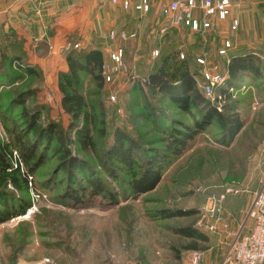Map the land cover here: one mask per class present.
I'll return each instance as SVG.
<instances>
[{"label":"rangeland","instance_id":"obj_1","mask_svg":"<svg viewBox=\"0 0 264 264\" xmlns=\"http://www.w3.org/2000/svg\"><path fill=\"white\" fill-rule=\"evenodd\" d=\"M153 1L157 5L168 0ZM155 19L157 16H153L152 20ZM154 21L150 25L154 26ZM136 30L140 32L139 28ZM171 31L173 34L166 37L167 40L165 36L159 39L149 35L146 39L147 35L141 32L142 37L137 44L126 43V61L135 68L136 74L147 77L151 73L159 60V54L155 59L150 58L154 49L164 53L176 51L181 43L184 49L185 46L188 48L186 44L190 47L195 45L197 32H186L182 28ZM199 40L202 42L200 37ZM75 50L82 49L78 47ZM134 52L141 59L132 61L130 55ZM259 53L264 55V47ZM22 65L33 69L35 74L23 73L11 85H0V143L9 146L12 168L18 167L20 172H27L19 157V144L31 140L32 136L26 130L24 114H37V125L43 128L54 124L55 129L64 135L70 153L94 168L107 188L118 195L116 204L101 199H90L80 207L69 204L62 198L67 188V176L56 168L60 162L59 156L54 153L57 145L51 142L48 147L40 146L38 152L44 153V160L28 176L31 182L28 189L17 192L10 185L6 187L16 198L28 200L29 207L25 214L0 224V264H189L188 255L192 249L188 248L191 245L205 247L203 240L187 238L180 233L181 229L195 230L196 221L203 215L205 196L196 194L194 189L201 186L205 193H216L221 186L233 182L245 189L243 184L247 174L262 171V165L258 163L264 161V127H261L264 123L250 128L259 130V135L263 137L258 139L262 143L256 150L242 145L241 141L233 148L222 146L216 141L217 129L210 127L199 134L169 166L153 191L137 199L121 195L120 186L98 167V162L103 160L113 142L114 132H125L147 151H162L164 130L171 125L170 118L191 125L189 117L172 107L165 96L146 86L140 88V93L134 92L133 85L122 76L110 90L109 86H99L86 76L82 78L80 92L85 99L86 112L95 116L88 124L95 152L82 151L74 141L72 126L82 127L85 120L82 117L73 119L61 107L59 76L67 72L65 60L64 63L41 64L25 58ZM13 76L16 78V75ZM258 84L255 90L260 93L256 95L257 105L248 111L247 116L243 114L245 122H264V114L261 116L259 111L264 106V82ZM112 90L116 96L115 103L108 100ZM246 93L239 91L234 98H242ZM20 95L24 105L11 106V102ZM157 109L168 116L166 120H161L159 115H155L153 120L157 118L155 121L158 124L147 120L152 110L158 114ZM101 130L103 137L99 134ZM18 135L23 139L19 140ZM249 151L251 154L255 152L257 158H244ZM166 211L190 213L164 218ZM198 233L207 238L205 234ZM236 235L229 240L225 256Z\"/></svg>","mask_w":264,"mask_h":264},{"label":"trees","instance_id":"obj_2","mask_svg":"<svg viewBox=\"0 0 264 264\" xmlns=\"http://www.w3.org/2000/svg\"><path fill=\"white\" fill-rule=\"evenodd\" d=\"M166 2H160L157 5L153 2L154 5L152 6L157 8L158 22L160 21L159 7ZM212 28L213 22L209 31ZM170 31L165 35V40L173 34V31ZM196 34L199 36L198 33ZM198 36L195 42L197 46H192L188 52L182 47V43L178 45L176 51L164 53L161 51L158 63L147 76L148 85L146 86L157 94L165 96L168 103L187 115L192 124L188 125L180 120L170 118L171 125L164 130L165 138L162 151L156 149L147 151L143 148V145L125 132L115 131L113 142L106 150L103 160L98 162V167L102 172L118 187L120 186V189L117 188L120 190L121 195L137 199L141 195L153 191L169 166L188 149L189 144L199 134L205 132L208 128L214 127L217 129L218 137L216 141L227 147L243 126L242 116L247 114L253 102V96L250 92H247L242 98H236L235 96L234 99H231L229 97L223 106L222 112L218 113L210 100L196 86L197 66L193 54L201 48L202 42L199 40L200 36ZM23 43L24 41L14 32L2 34L0 38V85H11L13 80L21 77L20 75L23 73L31 76L35 74L33 69L22 65L26 58L21 53ZM182 52L185 53L184 59L179 58V54ZM249 58L252 57L237 56L231 59L228 67L231 75L228 80L229 85L236 86L234 79L239 71L247 70L250 66ZM64 60L67 72L59 76L61 107L73 119L77 120L82 117L85 120L82 127L72 126L74 128V141L80 150L93 153L95 152V144L88 124H90V120L95 119V116H92V114L90 116L86 112L85 99L80 89L82 78L86 76L99 83V86L103 85L100 73V67L104 62L103 53L98 48L88 50L71 48L65 54ZM13 75H16V78ZM132 85L136 93H140V88H144L139 83ZM13 105L21 107L24 105L22 95L11 102V106ZM157 110L158 114L152 110L147 120L150 119L158 124L155 121L157 118L153 120L155 115H159L161 120L168 118L163 110ZM24 117L26 130L29 135H32L31 140L19 144V157L27 169L26 173L20 172L18 167L12 168V154L9 151V146L0 143V224L25 214L26 209L29 207V201L23 197L16 198L6 187L10 185L17 192L26 191L29 183L31 184L28 176L44 160V153L38 152V149L40 146L48 147L51 142L56 143L54 153L60 159L56 168L67 176V188L64 191L65 194L62 195L63 200H67L69 204L78 207L83 206L90 199H101L110 204L117 203L118 193L107 188L103 180L98 177L97 173L95 174L94 168H90L83 159L70 153L64 135L55 129L54 124L42 128L37 125V114H24ZM99 134L103 137V130ZM18 137L19 140L23 139V137L20 138V135ZM164 213V218H173L182 217L190 212L166 211ZM180 233L187 238L204 239L194 229H181ZM188 249H194V245H191Z\"/></svg>","mask_w":264,"mask_h":264},{"label":"crops","instance_id":"obj_3","mask_svg":"<svg viewBox=\"0 0 264 264\" xmlns=\"http://www.w3.org/2000/svg\"><path fill=\"white\" fill-rule=\"evenodd\" d=\"M130 1L135 3L138 0ZM148 1L151 6L150 12L141 14L134 10L123 11L120 6L108 3V0H0V38L2 34L14 32L24 41L21 53L29 62L64 63L62 58L71 49V44H79L82 50L98 48L103 53L104 61H108L106 35L109 30L136 31L138 39L133 41L135 44L140 41L141 32L143 35H147L146 39L149 36L157 37L156 25H150L151 21H154L152 20L153 16H157V8L152 6L154 5L153 0ZM231 2L233 5L231 14L239 20L237 30L235 32L229 30V19L213 20V28L208 30L205 35H199L202 39L201 48L193 56H198L202 50H209L212 61L219 64L220 70L227 77L226 86L222 88L223 93L227 94V89H233V93L227 95V100L230 96L231 99H234L237 91L250 92L253 101H255V104L251 103L249 108L252 111L257 105L256 95L260 94L255 92L256 87L259 85L258 83L264 82V55L259 53L260 48L264 47V26L262 23L264 0H231ZM154 22L157 24L158 20ZM136 28H139L140 32ZM182 30L192 32L187 28H182ZM223 39H229L232 44V49L229 50L225 58L216 55V50L220 47ZM186 45L188 48L185 46V51L188 52L191 47L189 44ZM126 46L127 44L124 45L125 59ZM138 55L137 52L130 55L132 61L141 59ZM237 56H251L252 58H249L250 66L247 70L237 73L234 79L236 86H233L228 84V80L231 78L228 67L231 59ZM259 111L262 113L261 115L258 112L259 116H263V105ZM248 113L247 111V115ZM255 121L245 122L244 119L241 130L227 147L233 148L238 141H241L242 145L250 146L252 150H256L262 143L258 139L262 140L263 137L259 135V130L254 128L250 130V128L263 125L264 122ZM252 123L254 124L252 125ZM261 127L263 128L264 125ZM255 155V152L251 154L249 151L244 158L255 157ZM258 165H262V171L254 174L250 172L251 174H247L248 177L245 178V184L242 183L246 194L229 196L223 202L225 220L228 221L227 231L207 233L195 228L197 232L205 234L207 238L203 239L204 248L194 245V249L190 252L193 250L202 252L204 263L223 264L225 251L232 235L236 233L243 235L249 232L252 221L246 219V211L254 192L260 188L264 179V161L259 162ZM204 196L206 204L207 197Z\"/></svg>","mask_w":264,"mask_h":264},{"label":"built area","instance_id":"obj_4","mask_svg":"<svg viewBox=\"0 0 264 264\" xmlns=\"http://www.w3.org/2000/svg\"><path fill=\"white\" fill-rule=\"evenodd\" d=\"M113 5H118L123 11L134 10L146 14L150 10L148 0H138L133 3L130 0H110ZM233 5L231 0H168L159 7L160 21L156 24V35L163 38L168 31L181 28L190 29L194 33H205L212 27L213 20L224 21L229 19V30L235 32L239 26V20L232 16ZM264 26V19H262ZM108 41L107 58L100 67L103 84L109 86V90L117 85L119 77L127 78L130 84L139 83L142 87L148 85V78L136 74L125 59L124 45L138 39L136 31L109 30L106 35ZM79 44H71V48L77 49ZM232 44L229 39H223L216 55L227 57ZM159 52L154 49L150 52V58L155 59ZM184 52L179 54L184 59ZM197 66L195 83L202 93L210 100L218 113H221L227 102V95L233 93V89H227V94L222 88L226 86V74L220 70V66L212 61L210 52H202L194 57ZM116 94V92H114ZM108 100L116 102L113 90L109 93ZM231 97V96H230ZM233 97V96H232ZM205 189L198 186L194 189L196 194L206 195L203 215L196 221L195 227L207 233L227 231V222L224 216L223 202L229 196H238L246 193L238 185L228 183L221 186L218 193H205ZM246 219L252 221L249 232L237 234L224 258L223 264H264V179L260 188L254 192L252 200L246 211ZM189 264L204 263L202 252L193 250L189 253Z\"/></svg>","mask_w":264,"mask_h":264}]
</instances>
